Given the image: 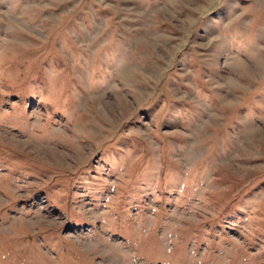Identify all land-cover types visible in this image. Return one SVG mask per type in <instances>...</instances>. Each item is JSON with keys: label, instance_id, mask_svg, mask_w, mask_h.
Wrapping results in <instances>:
<instances>
[{"label": "rangeland", "instance_id": "obj_1", "mask_svg": "<svg viewBox=\"0 0 264 264\" xmlns=\"http://www.w3.org/2000/svg\"><path fill=\"white\" fill-rule=\"evenodd\" d=\"M0 148V264H264V0H0Z\"/></svg>", "mask_w": 264, "mask_h": 264}, {"label": "trees", "instance_id": "obj_2", "mask_svg": "<svg viewBox=\"0 0 264 264\" xmlns=\"http://www.w3.org/2000/svg\"><path fill=\"white\" fill-rule=\"evenodd\" d=\"M27 162V161H26ZM25 163V162H24ZM227 205L232 206V203H228Z\"/></svg>", "mask_w": 264, "mask_h": 264}]
</instances>
